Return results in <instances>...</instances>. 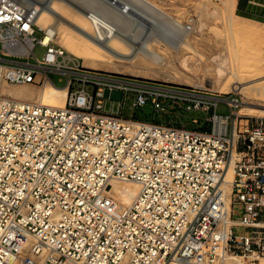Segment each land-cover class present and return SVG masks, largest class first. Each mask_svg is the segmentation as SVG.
<instances>
[{
    "label": "built area",
    "instance_id": "2783aa9c",
    "mask_svg": "<svg viewBox=\"0 0 264 264\" xmlns=\"http://www.w3.org/2000/svg\"><path fill=\"white\" fill-rule=\"evenodd\" d=\"M36 32L23 3L0 0V264H264V117L241 114L237 93L86 67ZM49 72L65 79L64 106L4 90L56 86ZM115 92L203 111L210 125L106 112ZM112 179L139 185L129 205L108 194Z\"/></svg>",
    "mask_w": 264,
    "mask_h": 264
},
{
    "label": "rangeland",
    "instance_id": "374dc122",
    "mask_svg": "<svg viewBox=\"0 0 264 264\" xmlns=\"http://www.w3.org/2000/svg\"><path fill=\"white\" fill-rule=\"evenodd\" d=\"M80 1L88 7L90 5V8L97 10L104 17L109 16V21L111 19L113 22L111 24L118 26L123 43L127 41L133 44L131 49H124L129 54L135 52L132 60L117 61V68L108 66L98 70L146 81L155 86L189 87L201 93L226 95L232 93L223 86L229 82L225 78L217 80L215 74L216 64L221 58L226 59V66L231 63L242 66L243 81L247 80L249 85L258 86L253 91L257 96H264V86H261L264 82V19L251 17L237 10L235 5L233 13L259 21H248L233 15V21L246 27L251 34L238 33L229 29L228 11L224 10L225 0H148L158 5L160 10L154 5L150 9L136 3L134 12L123 13L124 16L118 13L121 15L119 16L116 8L105 0ZM147 14L150 17L146 16ZM171 20H179L182 26L174 25ZM36 36L41 37V32H36ZM230 43L232 46H229ZM35 53L41 56L43 48L37 46ZM233 57L238 62L234 63ZM79 60L84 65V60ZM88 62L91 66L102 64L97 55L92 56ZM49 77L58 87L65 82L63 76L54 72H49ZM234 90L238 91L236 87ZM252 99L247 101L253 102ZM133 100L134 95L131 93L121 95L115 92L110 97H105L104 108L106 112L119 113L126 118L201 129H207L210 125L204 121L203 111L165 104V107L157 112L150 103L135 107ZM217 112L229 113L224 102H220ZM193 118L197 122H193Z\"/></svg>",
    "mask_w": 264,
    "mask_h": 264
},
{
    "label": "bare ground",
    "instance_id": "6f19581e",
    "mask_svg": "<svg viewBox=\"0 0 264 264\" xmlns=\"http://www.w3.org/2000/svg\"><path fill=\"white\" fill-rule=\"evenodd\" d=\"M16 1L24 4L32 23L44 30V34L40 38L42 42L47 43L49 40H52L54 43L67 48L70 51H68L69 53L82 58L84 60V66L86 67L100 69L102 67L112 66L117 68V61H130L135 56V52L129 54L127 50H124L127 48L131 49L133 44L127 43V41L123 43L118 26L111 24L113 22L111 19L109 21V16H107L108 18L104 17L97 10L90 8V5L89 7L84 5L80 0ZM105 1L116 8V12L118 11L117 14L119 13L122 15L123 13L127 14V12L133 13L136 3L143 4L144 7L150 9L154 5L160 10L159 6L155 5L153 2H149L150 0H145L146 2L144 0ZM236 2L237 0H225L224 2V10L228 11L229 15V29L238 33H250L246 27L233 21V15L234 17L246 19L248 21H259L233 13V8L236 5ZM114 7L113 9H115ZM143 15L145 16V13H143ZM146 16L149 15L147 14ZM171 21L176 26H182V23L179 20ZM185 44L187 45L188 43ZM230 45L231 43L229 46ZM230 52L232 51L230 50ZM94 55L100 57L102 64H97L96 66L88 65V61L91 60V57ZM232 60L234 63L237 61L234 57ZM184 61L182 62L184 63ZM225 64L226 59L219 58V62L215 67L216 78L217 80L225 78L229 83L227 85L224 84L223 86H226L229 91L238 94L240 101L242 102L240 113L244 111L242 113L245 115L264 117V96H257L253 91V89L258 86H254L253 84L249 85L247 80L243 81L242 66L232 63L226 66ZM261 86H264V82L261 83ZM235 87L238 91L234 90ZM4 90L7 94L14 97L43 102L49 105L64 106L66 103V88L51 84H43L41 86H35L32 84H13L5 86ZM249 98H253L252 100L254 101H247ZM256 111H259L260 113H255ZM237 160L238 155L233 153L232 163L227 173L228 181L232 177V165ZM225 187L227 189V185ZM107 190L108 194L118 203L129 205L138 193L139 185L134 181L112 179L109 182ZM261 262L264 263V259H261Z\"/></svg>",
    "mask_w": 264,
    "mask_h": 264
},
{
    "label": "crops",
    "instance_id": "0c3cea01",
    "mask_svg": "<svg viewBox=\"0 0 264 264\" xmlns=\"http://www.w3.org/2000/svg\"><path fill=\"white\" fill-rule=\"evenodd\" d=\"M235 8L249 15L264 19V8H260L256 5L250 4L248 0H237Z\"/></svg>",
    "mask_w": 264,
    "mask_h": 264
},
{
    "label": "trees",
    "instance_id": "16d2710c",
    "mask_svg": "<svg viewBox=\"0 0 264 264\" xmlns=\"http://www.w3.org/2000/svg\"><path fill=\"white\" fill-rule=\"evenodd\" d=\"M251 17H254V18H256V19H259V18H257V17H255V16H253V15H250Z\"/></svg>",
    "mask_w": 264,
    "mask_h": 264
}]
</instances>
